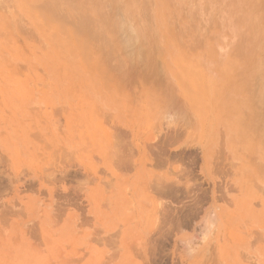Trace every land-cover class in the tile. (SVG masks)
<instances>
[{
  "label": "rangeland",
  "instance_id": "obj_1",
  "mask_svg": "<svg viewBox=\"0 0 264 264\" xmlns=\"http://www.w3.org/2000/svg\"><path fill=\"white\" fill-rule=\"evenodd\" d=\"M0 264H264V0H0Z\"/></svg>",
  "mask_w": 264,
  "mask_h": 264
},
{
  "label": "bare ground",
  "instance_id": "obj_2",
  "mask_svg": "<svg viewBox=\"0 0 264 264\" xmlns=\"http://www.w3.org/2000/svg\"><path fill=\"white\" fill-rule=\"evenodd\" d=\"M74 1H75V0H74ZM54 4H55V8H56V9H60L59 6H56V3H54ZM71 4H72V3H71ZM73 4H75V3H73ZM48 5H49V7H52L51 3L48 4ZM48 5H47V6H48ZM74 6H75V5H74ZM55 8H48V7H47V9H49V10L52 9V11H54L53 9H55ZM45 9H46V8H45ZM47 9H46V10H47ZM78 9H79V8H78ZM80 10H81V9H80ZM80 10H79V11H80ZM81 11H82V10H81ZM81 11H80L79 13H81ZM56 12H57V14L59 13L58 11H56ZM56 12H54V13H56ZM77 12H78V11H77ZM105 12H106V11H105ZM79 13H78V14H79ZM110 13H111V12H110ZM79 15H82V13L79 14ZM62 16H63V15H62ZM102 16H103V15H102ZM83 17H87V16H86V15H85V16L82 15V19H83ZM104 17H105V16H104ZM79 19H80V18H79ZM82 19H81V22H82L83 24H86L87 21H86L85 23L83 22V21L85 20V18L83 19V21H82ZM87 19H88V18H87ZM79 22H80V21H79ZM82 23H80V24L82 25ZM105 23L111 25L110 21H108V20H107ZM87 24H88V23H87ZM83 26H85V25H83ZM81 27H82V26H81ZM79 30H80V29H79ZM95 32H96V31H95ZM90 34H95V33H91V32H90ZM130 42H134V41L131 40ZM101 43H102V42H101ZM126 45H127V44H126ZM126 45H125V46H126ZM133 45H134V44H132V46H133ZM128 48H129V47H128ZM133 48H134V47H133ZM130 50H133V49H130Z\"/></svg>",
  "mask_w": 264,
  "mask_h": 264
}]
</instances>
